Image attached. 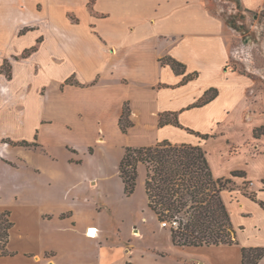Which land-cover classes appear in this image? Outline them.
<instances>
[{
  "label": "crops",
  "instance_id": "crops-1",
  "mask_svg": "<svg viewBox=\"0 0 264 264\" xmlns=\"http://www.w3.org/2000/svg\"><path fill=\"white\" fill-rule=\"evenodd\" d=\"M238 3L245 12L264 10V0H0L1 17H19L25 5L24 15L44 24L3 47L29 63L18 90L47 59L69 66L41 82L49 88L35 100L30 137L15 141L34 146H0V212L13 223L0 264H242L243 247H264V83L249 69L257 70L252 49L223 17L240 11ZM28 38L17 50L16 41ZM166 57L185 65V74L162 64ZM125 105L133 122L127 133L120 128ZM166 115L180 126L161 124ZM166 140L201 146L215 178L249 184V192L223 193L239 244L177 246L147 194L140 206L138 189L121 201L110 197L116 173L124 190L126 149ZM147 173L139 164L137 188L145 189ZM110 213L122 225L117 233ZM133 216L152 225L146 245Z\"/></svg>",
  "mask_w": 264,
  "mask_h": 264
},
{
  "label": "trees",
  "instance_id": "trees-1",
  "mask_svg": "<svg viewBox=\"0 0 264 264\" xmlns=\"http://www.w3.org/2000/svg\"><path fill=\"white\" fill-rule=\"evenodd\" d=\"M94 2L95 0H90V5ZM238 4L239 10L244 11L240 3ZM223 17L230 27L244 34L242 27L236 23V16ZM242 18L244 19V15ZM34 50L35 48L30 52ZM28 53L27 51L26 55ZM161 62L171 66L179 75L186 72L185 65L174 58L166 57L161 59ZM6 76L10 78L8 72ZM197 77V72L189 74L183 82ZM71 83L70 80L66 82ZM208 94L198 105L210 99ZM170 123L180 126L176 115L161 118V124ZM132 126L130 108L125 105L120 128L123 133H127ZM10 144L34 146L27 141ZM139 164L146 165L148 171L145 184L148 206L160 222L172 221L170 227L175 245L203 247L239 244L237 230L233 226L229 209L223 199V192L232 191L231 186L236 183L232 177H214L207 153L201 146L178 145L166 140L149 147H128L119 166L127 197H131L136 191ZM242 174L235 172L233 176ZM260 205L264 209V203L261 202ZM12 226L10 212H0V254H7L6 246ZM242 255V264H260L264 258V247H243ZM126 264L133 263L128 261Z\"/></svg>",
  "mask_w": 264,
  "mask_h": 264
},
{
  "label": "rangeland",
  "instance_id": "rangeland-1",
  "mask_svg": "<svg viewBox=\"0 0 264 264\" xmlns=\"http://www.w3.org/2000/svg\"><path fill=\"white\" fill-rule=\"evenodd\" d=\"M213 9L217 14H220V6L219 3L213 2ZM22 11L24 14L29 13L26 6L22 7ZM21 15L19 17H13L10 19H6L0 16V28L5 29L7 31L6 34L0 35V146H11L10 142L19 141L22 139H27L30 136L29 131L32 127L31 119L34 118V106L35 100L39 99V97L45 94L46 90L49 88L48 85H43L42 83L49 82L50 79L55 78V76H59V73L65 68H69V66H60L51 60H46L43 64V67L38 73H32L30 78L32 82L29 80H23L22 84L24 86L23 90H18V83L23 77V73H26V66L29 64L28 62L24 61L23 53L16 55L11 52H5L3 47L10 41V38H20L21 34L26 35L30 31H35L40 29V27L44 28V24L40 23L39 20L42 18H38V20L34 18H29L25 15ZM244 15V19L242 18ZM236 23L238 26L242 27L244 34H242V42L247 47L252 49V55L250 56L253 60V65L257 67V70L251 69L254 74L258 76L264 83V10L257 11V12H245V11H238L236 14ZM226 17H230V15H226ZM74 22H77V18L73 17ZM47 22V21H45ZM44 33V32H43ZM45 38V34L38 39L39 42H42ZM32 38H28L26 40H18L16 41L17 50L20 49L22 46L27 44V42L31 41ZM37 46V45H36ZM48 49V48H47ZM46 51V50H45ZM254 55V56H253ZM5 57V58H4ZM4 59H7L6 64L3 66ZM24 67H23V66ZM3 66V67H2ZM38 67V66H37ZM7 72L10 74V78L6 76ZM71 82H74V78L70 79ZM40 83V84H37ZM35 85V88L34 86ZM26 100V102H25ZM22 101V102H21ZM25 107V108H22ZM34 136L32 137L31 141L33 140ZM92 152L93 149L91 148ZM102 154L112 155L115 159L116 152H109L107 153L105 150H102ZM108 165L107 163H105ZM111 171H113V166L110 165ZM115 168V167H114ZM116 169V168H115ZM117 174V173H116ZM116 174L115 176L110 178L109 185L112 186V192L110 197L113 198V195H116L120 198L124 196V190L121 186L120 180L117 179ZM5 175L1 171L0 167V181H4L6 183ZM3 182V183H4ZM233 187L232 193H243L249 192V184L246 183L245 185H232ZM6 186L4 190L6 191ZM137 190V199L136 203L137 206L143 205L146 200V193L144 187L139 184ZM228 190H226L227 192ZM225 192V191H224ZM223 192V193H224ZM225 201V199H224ZM125 209L124 207H121ZM121 211V209H120ZM116 213V212H113ZM110 213V230L113 233H117V228L122 227L119 219L115 217V214ZM119 213V211H118ZM142 218V215L140 216ZM134 218L133 221L136 222L138 228L143 231L144 235L146 236L145 240H143V245L148 244L149 241V234H151L150 226L147 224L145 227L141 226L142 222L140 223L139 217H132ZM131 218V219H132ZM167 226H162L163 222L159 221V225L171 231V222L172 221H165ZM130 221L125 226L129 227ZM157 223L155 224V226ZM178 225V224H177ZM124 226V228H125ZM133 234H138L137 227L133 229ZM110 231V232H111ZM146 233V234H145Z\"/></svg>",
  "mask_w": 264,
  "mask_h": 264
},
{
  "label": "built area",
  "instance_id": "built-area-1",
  "mask_svg": "<svg viewBox=\"0 0 264 264\" xmlns=\"http://www.w3.org/2000/svg\"><path fill=\"white\" fill-rule=\"evenodd\" d=\"M167 224H168V223L163 222V223H162V226L165 227V226H167ZM174 225H176V223H174ZM92 230H94V233H92ZM96 232H97L96 229L90 228V229H88V231H87V235H88V236H95V235H96Z\"/></svg>",
  "mask_w": 264,
  "mask_h": 264
}]
</instances>
